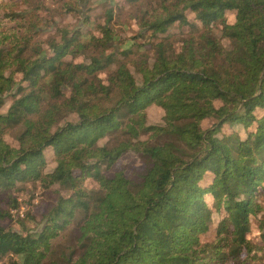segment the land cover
Here are the masks:
<instances>
[{
  "label": "trees",
  "instance_id": "1",
  "mask_svg": "<svg viewBox=\"0 0 264 264\" xmlns=\"http://www.w3.org/2000/svg\"><path fill=\"white\" fill-rule=\"evenodd\" d=\"M43 6L0 0V264H264V221L250 220L263 210L264 0H142L132 19L150 54L133 37L106 54L110 17L98 35L59 29L48 53ZM189 15L201 32L174 39ZM151 105L162 123L147 124ZM127 153L143 169L107 176ZM26 182L53 202L13 220Z\"/></svg>",
  "mask_w": 264,
  "mask_h": 264
},
{
  "label": "rangeland",
  "instance_id": "2",
  "mask_svg": "<svg viewBox=\"0 0 264 264\" xmlns=\"http://www.w3.org/2000/svg\"><path fill=\"white\" fill-rule=\"evenodd\" d=\"M44 4L43 9L40 11L41 16L44 20V26L41 29L40 36L38 40L42 41V45L45 50L51 52L49 47V42L52 39L59 40V29H63L64 31H80V32H88L95 35H98L97 31L94 29L95 25L105 24V20L107 17H110V29L115 32L119 38V41H115L113 43L108 44V50L106 54L113 52L117 54L120 51L119 43L124 40H128L133 37L136 41L135 45L132 47V50H135L137 46H141L146 50L148 54H150L151 45L150 43L155 42L156 39L151 37L149 33L143 34L141 37H137L138 26L135 22V19H132L133 15L136 13L137 7L142 2V0L134 1V0H84L79 3V6L75 8V11H67L64 4L70 3V0H41ZM88 16V22H83L84 18ZM192 15L188 16V23L184 25L174 24L170 29L169 33L173 36L174 39H182L187 38L191 35H196L201 32V29L198 27L192 19ZM6 23V21H3ZM121 41V42H120ZM175 49H179L178 43L174 45ZM111 48L113 50H111ZM66 58V57H65ZM66 59H70L67 57ZM110 71V69H106V71H102L100 76L105 79L106 73ZM16 78H20V74L16 75ZM9 105V101L5 103L2 110H6ZM146 113V122L148 125L160 124L162 123L163 112L157 106L151 105L145 109ZM212 120H205L202 122L203 127L210 126L212 124ZM236 126L235 129L225 126L224 132L226 134H231L232 132H237L239 137L245 136V131L240 130ZM16 134V131H13ZM13 133L7 134L5 136L6 141L10 144L14 145L15 140L13 138ZM53 164H46V170L52 169ZM143 169V163L140 159L132 154L127 153L120 157L113 165L109 167L108 170H105V174L107 176H112L114 172L122 170L124 172V176L129 177L132 170L141 171ZM86 185L92 187L94 185L90 180L86 181ZM18 189L13 192L14 197L17 199L19 203V207L16 210L11 211L13 215V220L16 218H22L26 211H31L36 216L44 211L45 207L49 203L53 202V194H47V192L43 191L36 184H32L30 182H26L22 185H18ZM58 189L57 186L52 187L50 190ZM64 194L63 191H61ZM3 196L1 195L0 198ZM253 197L256 198V203L263 207V210L260 211L256 216H251L250 220L254 227V231L262 229V223L264 221V191L259 188L257 195L255 194ZM5 207V205L3 204ZM217 219L213 218L210 223V229L213 232L215 225L217 224ZM255 243L258 245H264V237H257Z\"/></svg>",
  "mask_w": 264,
  "mask_h": 264
}]
</instances>
